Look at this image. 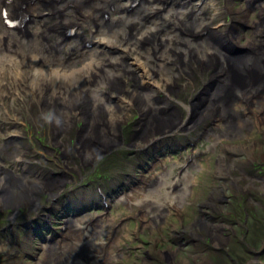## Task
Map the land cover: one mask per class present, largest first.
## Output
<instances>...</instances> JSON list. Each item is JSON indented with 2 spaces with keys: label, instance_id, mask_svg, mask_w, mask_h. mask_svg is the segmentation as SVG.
I'll list each match as a JSON object with an SVG mask.
<instances>
[{
  "label": "rangeland",
  "instance_id": "1",
  "mask_svg": "<svg viewBox=\"0 0 264 264\" xmlns=\"http://www.w3.org/2000/svg\"><path fill=\"white\" fill-rule=\"evenodd\" d=\"M33 1L38 2L40 5L48 4V6H50L49 2H46L45 0ZM134 1L135 0H118V3L121 4L123 7L120 10H115L114 7L110 5V9L113 13L111 19L125 17L126 19L130 20V24L132 23L131 21H133L134 24L137 23L136 25L132 23L134 25L132 30H135L136 32L135 40L137 44H134L132 42L133 40H130V38L126 34V30H123L125 27L122 23L117 22L113 24L112 28L114 31L117 32L115 35V39H123V42H121V44L118 43V45L111 46L112 49L118 50V53H99L97 52L99 51V49H94L93 46H90V43L87 41V38L90 41L91 36L98 32L96 27L93 30V34L89 31V27H78V32H82L85 35L86 42L75 41L73 43V41L68 40L65 43H59L57 41V35L53 30L54 28L51 29L57 14L53 12V10H48V8L45 6L42 7V16H45L47 18L45 22L46 29L44 28L42 30H45L47 33L44 36L36 38L37 46L35 47V44L33 46L43 56L45 55L44 58L40 57L38 60V64L40 66H43L45 70L50 68L54 69L55 67L62 65L59 70H74V72L76 69L82 71V69L80 68H83L84 66L86 67L87 63L95 59H103L106 57L107 54H109L112 59L118 57L119 55L126 56H122L119 59L122 58L124 63L129 64L130 62H133L131 61L132 57L138 56L140 58L141 55V57L145 58V54L149 53V50L153 51L152 58L149 59L150 63L154 62V64L156 65L157 63L162 62L163 67L165 68L162 69V72H159L158 68H156L157 71L156 69H151L149 71L151 76L147 77V81L142 85H140L137 80L132 78V76L128 72H122L121 75L118 74L119 71L121 72V69L119 68L120 63L117 60H114V62H109L114 63L112 65L111 71H113L114 73L118 72L116 74L120 75L123 78L122 79L121 77H119L115 83H123V89L125 88L122 93L123 97L114 95L115 93H103V96L105 95L106 100L103 101L106 102L108 107L110 106L109 108L113 110L114 114L123 116L125 121L120 126V132L122 134L119 137L117 136V140L114 137V141L116 143H108L109 140H106L104 142L105 138L101 137V133H94L91 137L84 138V140H82L81 138L85 131L84 125L86 120L82 119L81 117H77V110L74 111L76 113L74 117H77L76 120H74L75 122L71 125V128L66 130L67 132H64V139L62 138L63 140H61L60 142L59 137L57 138L54 131H52L53 126L51 125V116L54 112L53 109L52 111L47 109L43 110L38 100V95L43 94V92L45 91V87L47 88V85H49L50 87L47 93H51L53 89L52 86L61 83L59 82L60 77L55 78L54 76L50 81L48 80L45 82V84H42L43 81L41 77H39L38 75L37 79L36 77H32L28 72L27 68L25 67L26 63L31 61L30 59H23V64H19L17 67L16 64H12L9 68L5 65L4 70H1V85L2 89L4 91L6 90L8 100H5L4 102L0 103V177L4 176L5 178H8L10 184L9 189L13 191L17 199L15 200V204L13 201L10 203L6 202L5 205L1 202L0 197V264H37L39 261L37 263L31 261V257L34 251H36V255L38 254L37 257L39 258V260L41 259L42 261H47V259L49 258L53 260L55 255H61L57 262H65L68 261L67 258L63 259L65 254L70 257H74L75 259H80V256H78L79 254H77V257H75L71 252H75L74 247L77 246V243H81L84 236L89 239L95 236L89 234V231H91L90 228H93L94 226L97 227L101 224L100 222V224L98 223L99 220L107 222L109 221V224L111 225L107 229L106 235L109 236V234H111V238L109 240L107 238L106 241H103L105 238L104 234L101 236V239L97 240L96 237L92 238L91 240H93V247H100L95 249V251L98 252L96 253L98 254V256H96L95 259H91L92 262L85 264H101L102 262H109L110 264H127V262L132 259L135 260L140 257H144L141 252L149 251L151 249L150 245H152V243H156L157 246L158 243L156 242V239L159 238L156 232L148 227L162 223L164 221L163 218L165 219L166 216L173 213H171V211L168 209L162 213V216H159V212L157 213L159 207L156 205H152V207L156 209V212L154 214L156 216V222L161 220L162 217L160 223L152 224L150 223V216H147L146 214L144 215L143 210L137 205H135V203L138 198H141L144 195L146 196L147 189L151 186L152 183L156 182L157 177H160L162 175L163 177H165V174L167 173V183L172 182L173 185V183H175L174 179L177 175H182L186 170H189L188 174H190V166H187L184 171L180 172L179 174L177 172L181 167L180 165H182L184 161L187 160L188 156L186 155L187 147L183 148V146L186 145V138L191 137L193 133L197 135L198 132L202 129V126L198 125L193 131V133L184 134V132L176 131L177 133L175 132L174 135L165 136V138L154 141L153 143V140L150 136L149 138H146L145 129H141L144 124L148 123V119L151 118L150 120L153 121L154 118L152 116H149L151 111L146 112L147 114H143V112L139 110L140 106L149 102L150 104L159 106L157 111L158 114L170 115V118L183 121L185 120V117L187 115L185 106H191V108H193L195 111H199V109H201V106L203 107L204 104H206L208 99L211 97V93L215 90V86L210 87V85L208 84L203 86L205 81L200 80L199 74L197 73H199V68L201 67L199 62L208 61L209 64L206 70L209 72V74L212 75L210 78L213 79L215 78V76L218 75H214V73H212V70L209 69L211 67L210 62L214 61L217 53L220 57L225 55L228 56V52L226 50L224 51V47L221 46L220 48L219 43L222 45L225 44L227 46H243L249 49V47L244 46V44H247V42H249V39H253L255 37V41L253 42L255 45L257 44V46L254 47L257 48L259 46H264V44H262L264 43V10H262V8L260 9V6L264 5V0H195L190 1V4H188V6H191V4L194 3H196V5L197 3H199L200 6L198 8L191 7L190 10L188 9V7L184 6L185 2L181 0H137V3L132 6ZM52 2V5L54 6L60 5L55 4L53 0ZM171 2L174 4V10L175 8H178V12L180 13V15L183 18L187 19L188 24L190 25L181 28L180 32L175 31L174 29L172 30L171 25L173 20L176 18L179 19L178 15L176 16V18L173 17L175 16L176 10H172V14L170 17L173 20L170 21V24L167 29L162 28V30L160 31V35H156V32L159 30L158 28L160 24H162L163 22L164 15L167 13V6ZM149 4L155 5L154 7H157L158 9L156 8L154 12L149 13L144 17H141L140 8L148 9ZM142 5L143 7H141ZM66 8L67 7H63L64 10ZM68 8V10L70 11L69 14L71 15L73 12L71 5ZM184 11H190V15L184 13ZM155 14H157L156 17L154 16ZM24 17L25 15L21 14V19L19 20L18 26L22 28V33L25 37H30L32 39L35 37L34 33L36 32V30L39 31L40 27L38 24L35 25L36 23L32 22L31 28H29L28 26V29L24 31L22 24H20L21 20ZM109 17L110 16L107 15V20L109 19ZM135 17L137 18L138 22L136 21ZM41 18L42 17H38L37 19L40 20ZM194 19L203 20V24L206 26V28L197 30L193 22ZM159 22L160 24L157 26L151 36L143 34V32L150 28V26H153ZM255 22L262 24V31L260 32L261 34H259L257 30H254L252 23ZM186 28L188 30H186ZM149 33H151V31ZM122 35L125 36V38H122ZM141 36L144 38H142ZM197 36L203 38L199 40L195 38ZM67 37H69L70 39H75V33H72L69 36L66 35V37L64 38L66 39ZM181 37H186L188 41H190L186 45L187 47H184V49H187L188 51L184 58L185 60H188L182 67L178 64V61L181 60L179 57L180 54L174 56L172 54L174 51L173 47H167L164 44V42L170 40V38L171 40H174L176 38ZM236 39L238 40V42ZM160 41H162L163 43ZM197 43L203 44V54H199L198 51H200V48L197 47ZM151 44L153 45L154 49L152 48ZM119 45H121L122 48ZM172 45L174 46L173 43ZM128 46H135L134 48L137 51H135V49L133 51L130 50ZM211 46L215 48L214 51H212ZM166 47L168 49H166ZM188 48L192 50H189ZM208 48L209 50L207 52ZM6 49L7 47H4L5 51H7ZM23 49H26L25 45L23 46ZM154 50H157L158 52L162 51V56L159 57V59L154 56ZM196 50L198 51L196 52ZM256 52L257 51H254L253 53L257 55L258 53ZM0 55L4 56L2 50L0 52ZM201 56L203 58H201ZM236 57L237 60H241L242 58L241 56ZM243 57L253 58L250 55H245ZM259 57L260 56L258 55V58ZM263 58L260 57L258 60H253V62H255L256 64L261 65L262 68L256 67V65L252 66L251 69L242 71L240 75H237V78L235 79L234 83H227L226 86L223 88L222 92H220V96L218 95L219 97L217 98V102H219V104H224L227 102L234 104V102L238 98L237 91L239 90L237 89V87L245 85L243 87L245 88L249 85V83H251V81L252 87L257 89L259 87V84H257L258 81L256 83H253V79H260L262 77V79H264V73L262 72L264 66L262 62ZM139 62L141 64V62L144 63L145 61L140 60ZM242 66H244V64ZM11 70H13L14 72L15 70H18L19 75H14ZM92 70L94 71L93 68ZM7 71H10V74L8 73L9 76L7 75ZM215 71H218V69H215L214 72ZM221 71V73H225L226 69L224 71ZM94 72V74L90 73L91 75L89 77H86V75H84L85 73L80 72V74H77L76 78L83 79L84 85H86L88 79L91 80V85H98L101 81L100 79L103 78L102 69H100L99 72ZM66 74L68 73L66 72ZM248 75H251L253 78H247ZM16 76L20 77L17 81H15ZM157 76L160 78H158ZM244 77L247 78V80L242 82ZM160 79H164L169 82V91L166 90V88L162 85ZM223 79L224 75L222 78H219V81L221 82ZM33 82L34 84L31 85V83ZM236 83L239 85H234ZM30 87L36 90L30 91ZM133 90H136V92H138V90L146 92V96L142 98L143 100L141 102V105L139 106V103H137V107H135L136 105L134 106L133 103L126 109L124 108L121 110L119 107V101L122 100L123 102H126V100L124 101V99L129 98L127 96V93ZM152 91H156L157 93H152ZM250 96V101L248 100L249 102L247 101V104L251 103L253 105L252 108H250L249 105H246L243 102H241L240 106H242V109L245 110L244 112H248L249 108L251 110L253 109L254 115L258 116L260 113L257 111L258 108L254 107V103L258 100L260 96L261 97L259 99L264 98V88L260 92L259 96ZM83 97L85 99L87 98L86 102H88V95L86 93H83ZM11 100L13 101V103ZM63 104L64 103L61 104L62 107H64L67 111L69 110L71 112V110L75 108L74 105ZM86 109L89 108L86 107ZM212 110L214 111V114L209 118V120H207V122L214 118L217 119V124H215L214 126H208L207 130L209 128L211 129L207 131L206 139L209 136L208 140H215L214 137L216 135H220L219 137L221 138L225 132L224 125H221L219 128H217V126H219L222 121L219 116L215 118V115L217 113V111H215V108H213ZM236 110L238 111L240 116L242 111L238 109ZM260 112L263 116L264 110L262 109V111ZM249 124H245V127L243 126L244 129L241 130L240 134H243L244 136L249 133V129L254 127L253 120ZM255 126H257V124ZM214 128L215 130L212 131V129ZM259 131L260 129L258 130V132ZM240 134H236L234 136L230 135V137H238L240 136ZM155 137H157V135ZM219 137L218 141L220 139ZM250 137H247L241 142L247 144V141H250L248 140L250 139ZM56 138L59 140V143L56 142ZM172 141H178L181 146L178 144V146L176 147H158L155 145L159 142L168 143ZM148 143H153L155 149L149 146ZM220 146H222L221 142ZM27 148L32 151L31 155L28 152L24 151ZM86 154L90 155L91 160L89 159V157L86 156ZM27 168L30 169V174L28 173L26 175L25 173H23V170ZM0 184L1 187L5 184L2 179H0ZM50 185L52 186V188L55 187L54 191L55 193H57L53 202L51 201V196L47 191L50 190L48 189L51 188ZM162 186L163 184L156 185V187L151 190L153 192V197L158 195V187L161 190ZM60 187L61 189H58ZM5 188L6 187L4 186V189ZM178 189H175L172 192L173 196H175V194L181 193L182 188L178 187ZM167 193L168 192L165 191V194ZM131 196L133 197V200ZM123 197L126 199H124ZM189 197H191L192 200V192ZM121 198L124 200V203L120 201L122 200ZM36 201L38 206L40 205L39 214L41 212L46 213L44 211V208L49 206L50 203L52 204V215L54 217H58L51 218V231L45 230V232L39 233L35 229L34 231H30L26 227L24 228L21 225L20 227L18 226V223L20 224L21 221L24 222L26 219H29L32 216L31 214H34L33 211L30 209L29 205H34ZM187 202L188 200L186 197L184 206L187 205ZM161 204L162 203H159V205ZM169 207L174 206L170 205ZM148 212L149 215H153V212ZM67 214L70 216H72L73 214V216L75 217H73V219L68 217L69 220H67L64 216H62ZM94 214L101 217H96L92 219ZM12 215H14V219H11ZM81 218H83L84 221L82 224L80 222V224L82 225L79 229L80 232L74 231L73 234L71 231L73 230L72 224L70 223H72L73 220H78ZM36 220L37 221L33 224L37 223L39 227H44V225H42L41 223L42 219L40 220L39 218H37ZM141 220H145L147 223ZM169 220H171L170 217H168V219H165L164 222H167ZM5 225H8V227ZM62 227L63 231L61 232ZM133 231L135 232L133 233ZM138 233L139 235H137ZM32 234H34V236H31ZM58 236L60 237L57 238ZM46 237H49L50 239L57 238L56 241H61H59L58 244L55 245V248L45 249L46 246H51L45 243H40ZM75 237H78L77 240ZM145 242L148 243L145 244ZM63 243H66L65 249L62 246ZM52 244H54V242ZM61 247L62 249H60ZM85 247L87 246L84 245V248ZM38 248L39 251H37ZM45 250H47V254L45 253ZM149 252L154 253L153 251ZM53 254L54 256H52ZM110 256L115 258L112 259ZM253 262H259V264H264V257L256 258Z\"/></svg>",
  "mask_w": 264,
  "mask_h": 264
},
{
  "label": "bare ground",
  "instance_id": "2",
  "mask_svg": "<svg viewBox=\"0 0 264 264\" xmlns=\"http://www.w3.org/2000/svg\"><path fill=\"white\" fill-rule=\"evenodd\" d=\"M45 1L46 2H49V5L50 6H48V4H42V5H40L38 2L33 1V0H0V52L2 50L3 51V54H4V56H1L0 55V103L1 102H4L5 100H8L6 90L4 91L2 89V85H1V82H2V80H1L2 79L1 78L2 77L1 76V70L2 69L4 70V66L5 65H6V67L9 68L12 64H16V67H17L19 64H23V59L24 60L30 59L31 61L27 62L26 65H25V67L27 68L28 72L30 73V75L32 77H36V79L38 78V76L41 77V79L43 81L42 84H45V82L48 81V80L50 81L54 76H55V78L60 77V79H59V82H61L60 84H55V86H52L51 85L53 87L51 93H47L48 92V89L50 88L49 85H47V88L45 87V91L43 92V94H39L38 95L39 104L42 107V109L43 110L47 109V110H51V111L53 109V111H54L52 113V116H51V120H52L51 125L53 126V130L52 131H54V133L57 136V138L59 137L60 142H61V140L64 139L63 138L64 137V132L67 129L71 128V125L75 122L74 120H76L77 117H81L82 119H85L86 120L85 121V125H84L85 131H84L83 136L81 138L82 140H84V138L91 137L94 133H101V137L102 138H105L104 142L106 140H109L108 143L109 142L116 143L114 141V137L117 140L118 137L122 134L120 132V126L125 121H124L123 116H120L118 114H114L113 113V110L109 108L110 106L109 107L107 106V104L105 102L106 101L105 100V95L103 96V93H105V92H109L110 94H114L115 93L114 95H117L119 97H123L122 93H123V91L125 89V88L123 89V83L122 84L121 83L120 84H116L115 83L117 81V79L119 77H121L120 75H121L122 72H124V73L125 72H128L132 76V78H134L135 80H137L138 83H140V85H142V84H144L147 81V77H150L151 76L150 73H149V71L151 69L153 70V69L158 68V71L159 72H162V69H164L165 67H163V63L162 62L161 63H157L156 65L154 64V62H151L150 63L149 59L152 58L153 51L152 50H149L150 52L145 54V58L141 57V55H140V58L138 56L132 57L131 58V61H133V62H130L129 64L128 63H124V61H123L122 58L119 59L123 55H119L118 57H115L114 56L115 58L112 59L111 56H109V54H107L106 57L103 58V59H98V60L95 59V60L90 61L89 63H87V66L86 67L84 66L83 68H80V69H82V71L77 70V69L75 70V72H74V70L73 71H69V70L67 71L65 69L59 70V68L62 67V65L61 66H58V67H55L54 69L53 68L52 69L50 68V69H46L45 70V68H43V66H40L38 64L39 58L40 57L44 58L45 55L43 56L38 50H36L33 47L34 44H35V47L37 46L36 45L37 44L36 38L41 37V36H44L47 33L45 30H42L44 28L46 29L45 22L47 20V18L45 16H42V14H43L42 13V7L43 6L47 7L48 10H51V11L53 10V12H55L57 14L56 17H55V20H54V23H53V26L51 27V29L54 28L53 30H54V32L57 35V38H58L57 41L59 43H65L68 40L73 41V43L75 41H83V42H86L85 35L82 32H78V29H79L78 27H89V31L92 34L94 33L93 30L96 27L98 32H96V34H94V35L91 36V40L90 41L87 38V41L90 44H92V46H93L94 49H99V51H97L99 53H105V52L118 53V50L112 49L111 46L118 45V43L121 44V42H123V39H120L118 37H117L118 40L115 39V37H116L115 35H116L117 32L113 30L112 26H113V24H115L117 22H120V23H122L124 25L125 28L123 30H126V34L130 38V40L131 41L133 40L132 42L134 44H137L136 43V40H135L136 32H135V30H132L133 26L136 25L137 23L134 24V22L131 21L134 25L132 23L130 24V20L129 19H126L125 17L124 18L118 17L117 19H111L113 13H112V11L110 9V5H112L115 10L116 9L117 10H120L121 8H123L122 5L118 3V0H53L55 4H60V5H57V6L52 5L53 4L52 0H45ZM171 1H174V0H171ZM181 1H184L185 2V5L184 6L188 7L189 10H190L191 7L198 8V6H199V4L196 5V3H194V2H193L194 4H191V6L190 5L188 6V4H190V1H195V0H181ZM70 5H71V7L73 9V12H72L71 15L69 14L70 11L68 10L69 9L68 7ZM154 6L155 5L149 4L148 9H143V8H140V6H139L140 11H141L140 12L141 17H144V16L148 15L149 13L154 12V10L157 8V7L155 8ZM156 6H157V4H156ZM173 6H174V4L172 2L169 3V5L167 6L168 7V10H167V13L164 15V18L165 19L163 18L162 24H160V22H159V23H156L153 26H150V28H148L147 30H145L143 32V34L144 35H147V36H151L159 24H160V26L158 28L159 30L156 32V35H160V31L162 30V28L167 29V27L170 24V21L173 20L170 17L171 14H172L171 11L174 10V7ZM63 7H67V8L64 10ZM141 7H143V5ZM261 8H262V10H264V5H261L260 6V9ZM175 10H176L175 16H173V17L176 18V16L178 15L179 16L178 17L179 19L176 18V19L173 20L172 25H171V28H172V30L174 29L175 31L180 32L181 28H184L186 26H189L190 24H188L187 19L183 18L180 15V13L178 12V8H175ZM3 12H4V14H6V16H4ZM189 12L184 11V13H187V14L190 15ZM21 14L25 15V17L20 22V24H22V26H23L24 31L26 29H28V26H29V28H31L32 22L36 23L35 25L38 24L39 27H40L39 31L36 30V32L34 33L35 34V37L32 38V39L30 37H25L23 35L22 28L19 29V27L16 26V25L9 26L5 22L6 19H8V20H14V19H16ZM107 15L110 16L108 20H107ZM129 16H130V14H129ZM154 16L156 17L157 14H155ZM38 17H42V18L40 20H38L37 19ZM157 19H159V18H157ZM136 21H137V18H136ZM193 22H194L195 27H196L197 30L198 29H202V28L203 29L206 28V26L203 24V20L194 19ZM26 23H27V25H26ZM152 24H154V23H152ZM191 24H192V22H191ZM142 25H143V23H142ZM245 25H247V24H245ZM252 26H253L254 30H257L258 33L261 34L260 32L262 31V29H261L262 28V24L255 22V23H252ZM91 27H92V29H91ZM121 28H123V27H121ZM136 28H137V26H136ZM35 29H37V28H35ZM68 30H70V31H72V32L75 33V37H74L75 39H70L69 37H67L66 39L64 38V37H66V33L64 31H68ZM186 30H188V29L186 28ZM150 31H151V33H149ZM119 32H120V30H119ZM120 34H121V32H120ZM257 35H255V36H257ZM122 38H125V36H123ZM142 38H144V37H142ZM185 38L181 37V38H176L174 40H171V38H170V40H167V41L164 42L165 46H167V47H171L172 46L173 47L174 51H173L172 54L174 56L177 55V54H180L179 57H180L181 60L178 61V64L181 67L188 60V59L185 60V58H184V56H186V54L188 52L187 49H184V47L190 41H188L187 38H186L187 39L186 40ZM192 39H194V38H192ZM248 41L249 42H247V44H244V46H248L249 49L252 52L257 51L256 53H258V55L261 58H263L264 57V49H263L264 46L257 47L259 50L257 48H255L257 46V44L255 45L254 42H253V41H255V37L253 39H249ZM160 42H162V41H160ZM237 42H238V40H237ZM140 43H141V41H140ZM172 43L174 44V46L172 45ZM192 44H194V43H192ZM197 44H198L197 47L200 48V51L196 50V52L198 51L199 54L200 53L203 54L202 53V51H203V44H200V43H197ZM262 44H264V43H262ZM262 44H260V45H262ZM24 45L26 46V49H23V46ZM119 46L121 47V45H119ZM194 46H196V45H194ZM208 46H209V44H208ZM4 47L5 48L7 47V49H6L7 51L4 50ZM132 47H129V49L133 51L135 49L134 48L135 46L133 48ZM167 47H166V49H168ZM137 48H138V46H137ZM152 48H153V45H152ZM190 48H188V49L189 50H192ZM115 49H116V47H115ZM211 49H212V51H214L215 48L213 46H211ZM208 50H209V48L207 49V52H208ZM135 51H137V50L135 49ZM161 54H162V51L161 52H158L157 50H154V56L157 57L158 59H159V57L162 56ZM123 57H126V56H123ZM201 58H203V57L201 56ZM259 58L256 57L257 60ZM254 59L255 58L242 57L241 60L232 61V62H230V65H231L232 70H231L229 64L227 62H225L226 67L228 69H226V72L224 73V79L221 81L222 84L221 85L216 84L215 90L210 95L211 97L208 99V101L206 102V104H204L203 107L201 106V109H199V111H195L193 108H191V106L190 107L185 106L186 111H187V115L185 117V120H183V121H179L177 119L170 118V115H160V114H158L157 111H158L159 106L154 105V104H150L149 102L146 103V104H144V105L142 104V106H140L141 105V102L143 100L142 98H144L146 96V92L139 91V90H138V92H136V90H133L131 92H128L127 93V96L130 99L129 98H127V99L122 98V99H124V101L126 100V102H123L122 100L119 101V103H120L119 107L122 110L124 108L126 109L128 106H130L133 103H134V106L136 105L135 107H137V103H139V106H140V109L139 110L141 112H143V114H145L148 111H151L149 116H152L154 118L153 121L150 120L151 118L148 119L149 120L148 123L147 124H144L142 126V129L141 130L145 129V131H146V138H149V136H150L151 139L153 140V143H154V141H157V140H160V139L165 138V136L174 135V133L176 131L184 132V134H186V133H192L196 129V127L198 125H201L203 127L207 123V120H209V118L214 114V111L212 110L213 108H217L219 117L221 118V121H222V123L219 124V126H217V128H219L221 125L222 126L224 125V127H225L224 136H227L228 135V132H229V136L230 135H233L234 136L236 134L239 135L241 133V130L244 129V127H245L244 125L245 124L247 125V124L251 123L252 120H251L250 117H249V119L247 118V120H242L241 117L239 116L238 111L236 109L241 110L242 112L245 111L244 109H242V106H240L241 102L245 103L246 105H249L250 108H252L253 105L251 103L250 104L249 103L247 104V100H248L247 98L250 95H254V96L256 95V97L260 95V92L264 88V79H262L263 77L260 78V79H253V83H256L258 81L257 84H259V87L257 86L258 87L257 89L254 88V87H252V81L245 88H243L245 85H243V86L241 85L240 87H237V89L239 90V91H237L238 92V94H237L238 95L237 96L238 98L234 102V104L228 103V102L227 103H224V104H222V103L219 104V102H217V98L220 96L219 94H220V92H222V90L226 86V84L227 83H234L235 79L237 78V75H240V73L242 71H246L247 69H251V67L252 66H255V65H256V67L262 68L261 65H258L255 62H253ZM114 60H117L120 63V67L119 68L121 69V72L120 71H119V73L116 72V73H118L120 75H117L116 73H114L113 71H111L112 70V65L114 63H109V62H114ZM140 60L145 61V62L144 63L141 62V64H140V62H139ZM203 60H205V59H203ZM243 64H244V66H242ZM92 68L96 72H99V70L102 69L103 78L100 79L101 81H100V83L98 85H94V84L91 85L92 83H91V80H89V79L86 82V85H84L83 84L84 83L83 82V79L76 78L77 74H80V72L81 73H85L84 75H86V77L87 76L89 77L92 73L94 74L95 72L92 70ZM169 68H171V67H169ZM215 69H218V68L216 67ZM156 71H157V69H156ZM163 71H165V70H163ZM251 71H254V70H251ZM9 72L10 71H7V75H8ZM11 72L14 75H19V73H18L19 71L18 70H15V72L13 70H11ZM66 72L68 74H66ZM166 72H167V70H166ZM221 72L222 71L221 70L219 71V69H218V71H215L214 72V75L215 74H220ZM262 72L264 73V66H263ZM20 75H21V73H20ZM15 78H16L15 81H17L20 77L19 76L18 77L16 76ZM158 78H160V77H158ZM233 78H234V80H233ZM247 78L244 77L242 82H244L245 80H247ZM167 80H168V78H167ZM167 80H164V79L161 80L162 85L166 88V90L169 89L168 88L169 82ZM9 81H11V80H9ZM98 81H99V79H98ZM94 82H95V80H94ZM32 84H34V82L31 83V85ZM234 85L238 86L239 84L236 83ZM28 87H29V85H28ZM27 90H29V89H27ZM35 90H34V88H31L30 89V91H35ZM157 90H158V88H157ZM15 91H16V88H15ZM155 92L152 91V93H155ZM83 93H86L88 95V102H86V99L87 98L85 99L84 98L85 96L83 97ZM172 94H174V93H172ZM259 98L254 103V107L258 108V110H257L258 112L259 111H262V109L264 110V98H261V99H259ZM233 99H235V98H233ZM38 100H37V102H38ZM103 100H105V101H103ZM12 103H13V101H12ZM62 103L74 105L75 108L73 110H71V112L69 110L67 111L64 107H62V105H61ZM86 107H88L89 109H86ZM250 108H249V111L254 114L253 109L251 110ZM76 110L78 112L77 113L78 116L77 117H74L76 115V113L74 111H76ZM226 117H227V121H225L226 120ZM261 121H262V119H261ZM150 134H152V135H150ZM156 135H157V137H155ZM218 136L219 135H216L215 136L216 139L218 138ZM57 138H56V142L59 143V140ZM204 138H206V136ZM153 143H148V145L151 146V145H153ZM153 147H154V145H153ZM86 156L89 157V159H90V155H87L86 154ZM188 171L189 170H186L182 175H177L176 178L174 179L175 183H173V185H172V182L167 183V181H168L166 179V177L168 176L167 173L165 174L166 176L164 175L165 177H163V175L160 176V177H157L156 176L157 177L156 182L152 183L151 186L147 189L146 196L144 195L143 197L137 199L135 205H137L139 208H141L143 210V214L144 215L146 214L147 216H150V218H149L151 220L150 223H152V224H154V223H160L161 220H162V217H161V220H159L158 222H156V216L154 215L155 212H156V209H154V207H152V205H156V206L159 207L158 210H157V213L159 212V216H162V213L165 212V210H168V207L170 205L175 206V207H179V206L181 207L184 204V202L186 200V197L188 196V194L190 192L189 191L190 190L189 189L190 187H188V186L193 183V176L191 175V172H190V174H188ZM0 179L3 180V182L5 183L4 186L6 187L4 189V186L1 187V184L2 183L0 184V194H3L2 195V198H3V200H5V205H6V202L7 203H10V202H13V201H14V204H15V202H16L15 200L17 198L15 197V194L13 193V191L9 189V185L10 184H9L8 178H5L4 176H2V177H0ZM44 181H46V180H44ZM162 184H163V186H162L161 190L158 187V193H157L158 195L155 196V197H153V195H152L153 192L151 190L154 189L156 187V185H162ZM175 184H179V185H175ZM178 187H181L182 188L181 189V193L180 194H175V196H173L172 195V192L175 189H177ZM48 189H50V190H47L49 192L50 196H51L50 198L53 200L56 197V194H57L54 191L55 190V187L52 188V186H51V188H48ZM58 189H61V187L58 188ZM165 191L168 192V193L165 194ZM124 199H126V198H124ZM132 200H133V197H132ZM120 201L124 203V200L123 199L120 200ZM158 202L159 203H162L161 205H162L163 208L161 207V205H159ZM32 209H34V210H37V209L39 210L40 209V205L38 206L37 201L35 202L34 205L32 204ZM145 211H146V213H145ZM148 211L153 212V215L152 216L149 215V212ZM48 213H49V210H48ZM106 218H108V217H106ZM11 219H14V215L11 216ZM80 220H82V221H80ZM163 220H164V218H163ZM83 221H84V219L81 218V219H78V220L77 219L76 220H73V222L70 223V224H72V228H73V230H71L72 233L74 231H79L80 232L79 229L81 228V226H82L81 224L83 223ZM24 222L26 223L25 226H27V227L29 226V224H31V223H29V221H24ZM80 222H81V224H80ZM98 223L100 225H98L97 227L94 226L95 228L94 227L93 228H90L91 231H89V234H91L93 236L95 235L94 237H96L97 240L98 239H101V236L103 234H104V236H106L107 229L111 225V224H109V221L107 222V221L99 220ZM25 226H24V228H25ZM94 237H92V238H94ZM77 238H76V240H77ZM91 239L84 244L87 247H85L83 250H80L79 252H74V253H79L78 256H80L79 257L80 259H75L74 257H70V256H68V255L65 254V256H67L68 261H65V262L59 261V262H57V260H59V258H60L61 255L54 256V254H53L52 255V256H54L53 260H51L49 258V259H47V261H42L40 259L39 262L38 263L36 262V263L37 264H63V263H66V264H84L85 262H92L91 259H95V257L98 256V254H96L98 252L95 251V249L96 248H100V247H96V248L93 247V243H92L93 240H91ZM69 243H71V242H69ZM72 243H74V242H72ZM65 245H66V243H63V245H62L64 249L66 247ZM55 247L56 246H55V243H54L51 246H46L45 249L46 248L47 249H53ZM42 249H44V248H42ZM56 252H58V251H56ZM40 253H41V251H40ZM45 253L46 254L48 253L47 250H45ZM76 255L73 254V256L77 257ZM110 257L112 259L115 258V257H112V256H110Z\"/></svg>",
  "mask_w": 264,
  "mask_h": 264
},
{
  "label": "flooded vegetation",
  "instance_id": "3",
  "mask_svg": "<svg viewBox=\"0 0 264 264\" xmlns=\"http://www.w3.org/2000/svg\"><path fill=\"white\" fill-rule=\"evenodd\" d=\"M197 74L205 81L204 85L210 81L206 72ZM261 114L241 112V119L250 117L254 124L244 136L230 137L228 132L219 141L198 136L186 143V166H190L193 176L187 205L168 207L173 214L165 219L171 220L164 222V219L161 225L148 227L159 236L157 246L150 245L149 251L154 253L142 251L144 257L129 259L127 264H259L253 261L264 257V115ZM247 137L250 141L242 143ZM24 151L32 153L29 148ZM29 172V168L23 170L26 175Z\"/></svg>",
  "mask_w": 264,
  "mask_h": 264
},
{
  "label": "water",
  "instance_id": "4",
  "mask_svg": "<svg viewBox=\"0 0 264 264\" xmlns=\"http://www.w3.org/2000/svg\"><path fill=\"white\" fill-rule=\"evenodd\" d=\"M195 38L196 39H202L203 37L197 36ZM219 46H220V48H221V46L224 47L223 48L224 51L226 50L228 52V55L230 57H232V60L231 61H236L237 60V57L236 56H240L241 55V57H243L242 55L245 54L246 52H248V49L247 48H245V49L244 48H237L236 46H233V45L232 46H227L225 44L222 45V44L219 43ZM229 51H232V52H229ZM214 83L215 82H213L212 84H214ZM29 223H31V224H29L30 227L25 226V224H26L25 222L20 223V225L21 226L23 225V227L25 226V227L29 228L30 231H34V229L37 231V228L35 226H33L32 221H29ZM31 236H34V234H32Z\"/></svg>",
  "mask_w": 264,
  "mask_h": 264
}]
</instances>
